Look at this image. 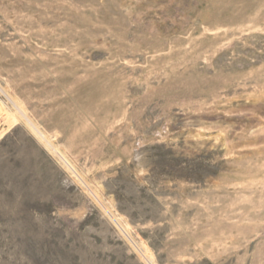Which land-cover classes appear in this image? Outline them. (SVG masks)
<instances>
[{
    "label": "rangeland",
    "instance_id": "1",
    "mask_svg": "<svg viewBox=\"0 0 264 264\" xmlns=\"http://www.w3.org/2000/svg\"><path fill=\"white\" fill-rule=\"evenodd\" d=\"M0 264H264V0H0Z\"/></svg>",
    "mask_w": 264,
    "mask_h": 264
}]
</instances>
